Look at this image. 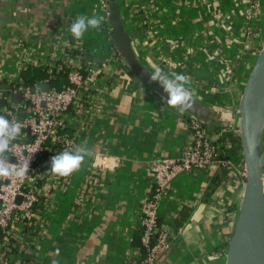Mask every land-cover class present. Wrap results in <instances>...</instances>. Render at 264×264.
<instances>
[{"label": "crops", "instance_id": "1", "mask_svg": "<svg viewBox=\"0 0 264 264\" xmlns=\"http://www.w3.org/2000/svg\"><path fill=\"white\" fill-rule=\"evenodd\" d=\"M119 1L139 56L152 70L186 75L194 98L213 109V124L239 134L245 85L264 48V0L250 18V0ZM99 2L0 0V99L6 98V105L22 104L13 101L14 83L23 80L28 66L84 64L69 58L80 46L70 25L79 15L103 17ZM101 70L97 98L80 114L71 109L65 131L72 144L59 145L55 155L85 144L93 153L107 152L111 167L94 172L93 157L86 158L79 170L62 177L49 164L47 183L38 186L46 187L42 205L31 222L17 223L16 246L0 264H52L53 259L137 264L140 259L141 207L154 186L151 162L177 157L193 142L191 114L170 108L119 57ZM237 166L218 183L217 164L169 182L159 225L169 233L170 247L156 264L227 263L245 185L243 159Z\"/></svg>", "mask_w": 264, "mask_h": 264}, {"label": "built area", "instance_id": "2", "mask_svg": "<svg viewBox=\"0 0 264 264\" xmlns=\"http://www.w3.org/2000/svg\"><path fill=\"white\" fill-rule=\"evenodd\" d=\"M109 3V0L99 2L104 11L103 18L107 21ZM259 7L260 0H250L248 18L257 13ZM116 53L115 57L121 59L117 48ZM101 64L103 63L93 61L84 63L86 77L83 76V65L68 64L70 84L61 89L50 85L48 90H43L41 85L31 86L22 79L14 83V93H22V104L6 105L2 107L0 114H7L10 121L19 123L21 133L11 142L10 151L5 155L9 157L12 166L28 165L29 168L23 177H0V262L8 258L16 246L18 224L33 220L36 215L34 207L45 196L46 187L39 189L36 183L38 179L48 180V175L42 173L41 165L36 164L39 155L48 151L55 156L59 145L72 144L69 132L65 131V121L70 116L71 109L73 113L80 114L85 106L97 98L99 84L104 78ZM20 107L24 112L23 116H20ZM189 128L193 142L179 156L151 162L154 186L141 207V241L145 254L139 251L141 257L137 264H156L170 247L169 233L159 225V210L166 187L173 178L182 172L205 168L211 164L226 166L229 170H236L238 167L236 163L218 157V146L214 143L217 134L211 132L205 121L191 115ZM90 165L94 172L100 168H110V155L103 150L95 151ZM241 173L246 178L245 168ZM92 179L94 176L89 177L90 182ZM19 196L22 198L20 202L17 201Z\"/></svg>", "mask_w": 264, "mask_h": 264}, {"label": "water", "instance_id": "3", "mask_svg": "<svg viewBox=\"0 0 264 264\" xmlns=\"http://www.w3.org/2000/svg\"><path fill=\"white\" fill-rule=\"evenodd\" d=\"M108 22L112 30V39L125 65L144 84L165 99L168 94L158 82H150L147 73L152 68L137 53L133 33L124 20L119 0H109ZM87 61L105 63L107 60L84 56ZM49 83L41 88L48 90ZM4 96H9L7 84L2 86ZM13 101L21 104L23 96L16 92ZM193 105L186 110L189 114L208 124H213V109L206 103L193 97ZM6 98L0 99L5 106ZM239 137L242 146L246 178L243 197L237 215L234 232L230 240L226 264H264V48L247 79L243 97L239 106ZM22 115L24 112L20 108ZM8 118V115L5 114ZM22 121V119H19ZM21 196L17 201H21Z\"/></svg>", "mask_w": 264, "mask_h": 264}, {"label": "clouds", "instance_id": "4", "mask_svg": "<svg viewBox=\"0 0 264 264\" xmlns=\"http://www.w3.org/2000/svg\"><path fill=\"white\" fill-rule=\"evenodd\" d=\"M102 23V16L79 15L71 22L70 32L76 40H80L90 29H99ZM147 75L150 82H158L164 92L168 94L166 104L170 108L183 113L192 107L195 90L189 87L191 81L186 75L175 72L168 73L159 67H155ZM20 133L19 123L10 121L5 114H0V177L2 178L13 176L19 178L28 173V165L24 167L12 166L9 157L5 155L10 151L11 142L17 139ZM93 155V151L85 144L66 148L52 157L50 170L53 174L67 177L79 170L86 158L90 159ZM52 264H59V262L53 259Z\"/></svg>", "mask_w": 264, "mask_h": 264}, {"label": "trees", "instance_id": "5", "mask_svg": "<svg viewBox=\"0 0 264 264\" xmlns=\"http://www.w3.org/2000/svg\"><path fill=\"white\" fill-rule=\"evenodd\" d=\"M79 41L80 46L78 48L72 49L69 52V58L80 57V60L83 63H88V61L84 59L85 55L105 60H109L112 57L117 56L115 44L112 39L111 26L108 21L102 23L99 29H90L89 32H87L85 36ZM59 63L54 66L36 68L33 66H28L22 73L23 81L31 86L42 85L45 81H47L53 87H57L58 89L64 88L70 84V81L68 80L70 67L66 62H62V66L59 67ZM82 72L83 76L86 77L87 72L84 68V65L82 66ZM205 124L210 127L212 133L218 134V137L214 143L218 146V157L220 159L230 160L236 164L243 159L241 141L237 132L229 129H223L217 124L210 125L207 122H205ZM51 153L52 152L43 151L41 155H39L36 163L37 165H41L42 173L46 175H48L46 169L49 167V164H51ZM221 168V173L217 174L214 179V181H217V183L219 182L218 180L220 176L225 175L229 171L226 166H221ZM42 182V180L38 179L36 182L37 186H40ZM43 199L44 198H41V201L35 205V210H37L38 207L42 205L40 203ZM142 234L143 229H141L139 235L140 239ZM140 242V252L145 254V248L142 244V241Z\"/></svg>", "mask_w": 264, "mask_h": 264}]
</instances>
